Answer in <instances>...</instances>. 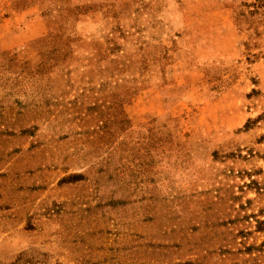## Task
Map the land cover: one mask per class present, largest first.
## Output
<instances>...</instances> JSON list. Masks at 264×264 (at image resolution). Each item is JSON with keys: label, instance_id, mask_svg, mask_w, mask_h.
Listing matches in <instances>:
<instances>
[{"label": "rangeland", "instance_id": "374dc122", "mask_svg": "<svg viewBox=\"0 0 264 264\" xmlns=\"http://www.w3.org/2000/svg\"><path fill=\"white\" fill-rule=\"evenodd\" d=\"M0 264H264V0H0Z\"/></svg>", "mask_w": 264, "mask_h": 264}]
</instances>
